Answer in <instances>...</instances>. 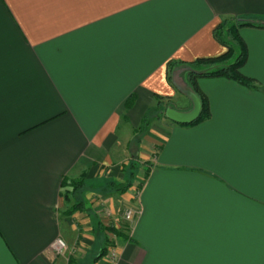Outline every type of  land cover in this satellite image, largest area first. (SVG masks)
Returning a JSON list of instances; mask_svg holds the SVG:
<instances>
[{"label":"crops","instance_id":"obj_1","mask_svg":"<svg viewBox=\"0 0 264 264\" xmlns=\"http://www.w3.org/2000/svg\"><path fill=\"white\" fill-rule=\"evenodd\" d=\"M239 20L264 23V0H0V264L92 261L63 181L122 180L144 116L193 109L188 65L224 56L217 28ZM238 33L258 88L198 79L208 120L151 124L117 264H264V28Z\"/></svg>","mask_w":264,"mask_h":264},{"label":"rangeland","instance_id":"obj_2","mask_svg":"<svg viewBox=\"0 0 264 264\" xmlns=\"http://www.w3.org/2000/svg\"><path fill=\"white\" fill-rule=\"evenodd\" d=\"M232 31L231 27L228 32L232 33ZM239 54H241V49L237 48L234 58L237 59ZM174 70V67L170 68L169 72L171 75L174 73ZM169 108L172 107L170 106ZM166 110H163L162 108L159 111L166 113ZM162 117L166 118L165 114ZM134 136L129 144L128 165L123 167L124 178L122 180L116 181L115 179H105L98 182H86L87 190L78 193L76 196H72L68 189L64 190V196H67L71 200L70 203L66 202L68 205H82L84 209V211H75L72 215L67 216H81V222L84 224L83 226L89 230V233L91 232V234L96 235V241L100 247L99 252L94 254L95 257L89 255V258H93L92 261H89L87 258L86 261L80 262V264H110L112 252L117 250L116 241L118 237L123 235V233L128 232L127 227L130 222L126 221L124 215L130 210V208H128L129 204L125 203L120 205L118 203L117 197L119 194L114 192L113 186L121 182L132 183V187L125 193V195L131 194L134 197L137 195L139 187L141 186V182L145 176V171L142 170V168L147 165V162L141 156L140 145L138 142L140 137L136 138V136ZM110 199H114L115 201L116 215H114L112 208L107 204V201H110ZM71 207L68 208L67 212ZM82 231L83 229L81 232ZM77 248V246L70 247L67 245V249L61 257L69 256L71 261L74 260L73 258L76 255L75 250H77Z\"/></svg>","mask_w":264,"mask_h":264},{"label":"trees","instance_id":"obj_3","mask_svg":"<svg viewBox=\"0 0 264 264\" xmlns=\"http://www.w3.org/2000/svg\"><path fill=\"white\" fill-rule=\"evenodd\" d=\"M262 27L264 28V23H257V22H251V21H244L239 20L236 23L232 22H224L221 24L216 31V39L219 43H221L223 46L227 48V53L218 58V59H203L198 60L192 64L188 65L189 72V80L188 85L190 89L199 97L201 100L202 110L200 113L199 118L196 122H194L191 125H182V126H193L197 125L201 122H204L208 120L211 116L209 103L207 98L199 91L197 87V80L202 78H225L232 81H235L236 83L249 88L256 90L258 88L256 82L248 77H246L242 73V69L245 66L248 58V51L247 47L244 44V42L240 39L238 29L241 27ZM232 27V33L228 32V30ZM241 49V54H239L238 58H234L236 54V49ZM171 67H174V65L171 63L168 66V69L170 70ZM133 104V100H129L127 102V107L130 108ZM168 109L169 107L165 105H161V108L156 107L155 109H151L143 118L141 126L137 131H135V136L140 137L139 139V145L144 138V136L147 134V132L150 129L151 124L159 120L164 114L162 111L159 110ZM134 136V137H135ZM135 175L134 173H132ZM145 179H147V174H145ZM62 187L64 190L68 189L70 191L69 193L72 196H76L78 193L83 192L87 190L86 187V180L85 178L80 180H72V181H63ZM132 187V183L130 182H121L117 185L113 186L114 192H116L119 195H125V193ZM142 186L139 187V189ZM65 202L70 203L71 200L64 196ZM75 211H84L82 205L73 204L71 209L66 212L68 216L72 215ZM114 231V230H113Z\"/></svg>","mask_w":264,"mask_h":264},{"label":"water","instance_id":"obj_4","mask_svg":"<svg viewBox=\"0 0 264 264\" xmlns=\"http://www.w3.org/2000/svg\"><path fill=\"white\" fill-rule=\"evenodd\" d=\"M185 94L191 100L193 105V109L190 112L184 113L173 108H168L165 113V116L169 121L178 125L193 124L199 118L202 110L201 100L192 90H188Z\"/></svg>","mask_w":264,"mask_h":264},{"label":"built area","instance_id":"obj_5","mask_svg":"<svg viewBox=\"0 0 264 264\" xmlns=\"http://www.w3.org/2000/svg\"><path fill=\"white\" fill-rule=\"evenodd\" d=\"M126 221L132 222L135 217V211L130 209L124 215ZM67 249V244L63 239H58L52 246V253L55 257L61 256ZM118 250L112 252L110 264H117L118 262Z\"/></svg>","mask_w":264,"mask_h":264}]
</instances>
